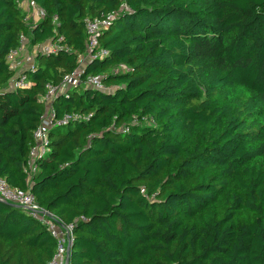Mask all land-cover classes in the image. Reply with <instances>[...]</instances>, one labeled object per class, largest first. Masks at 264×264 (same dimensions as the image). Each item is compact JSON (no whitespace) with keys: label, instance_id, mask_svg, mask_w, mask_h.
<instances>
[{"label":"trees","instance_id":"16d2710c","mask_svg":"<svg viewBox=\"0 0 264 264\" xmlns=\"http://www.w3.org/2000/svg\"><path fill=\"white\" fill-rule=\"evenodd\" d=\"M0 0V179L73 226L68 264H264V0ZM118 14L86 75L111 92L58 93L46 154L33 132L87 51L85 21ZM60 43L8 90L7 57ZM124 66L129 72L114 75ZM57 241L0 201V264H48Z\"/></svg>","mask_w":264,"mask_h":264},{"label":"built area","instance_id":"2783aa9c","mask_svg":"<svg viewBox=\"0 0 264 264\" xmlns=\"http://www.w3.org/2000/svg\"><path fill=\"white\" fill-rule=\"evenodd\" d=\"M24 1L29 0H23L20 2L21 8H23L21 4H23ZM38 12L41 16L40 19L42 20L44 18V12L40 9ZM117 16L118 14L112 13L106 16H101L100 18L86 20L85 27L87 34V51L84 55L79 57L78 68L71 74L65 75L59 86H47L45 95L43 96V102L46 106V110L43 116L40 118L39 126L33 132V145L31 147L28 159L29 171H36V160L46 154L50 130L56 126L65 125L70 120L68 117H66L62 121L55 122V112L52 108V104L58 93L66 92L67 90L78 87H86L100 92L112 91L111 88H107L105 86L104 80L101 76L86 75L85 70L90 62L103 61L108 57V52L101 47L99 39L100 35L104 31H107L116 21ZM28 20L29 18L26 16L25 21L27 23ZM61 41L62 39L60 38L58 42L50 41L43 44V46H35L37 47L35 49L40 47L36 57L38 54H58L62 49L60 45ZM28 46L29 40L27 37L22 36L20 48L16 51H12L7 57V63L10 69L16 73L8 87V90L11 92L31 87L26 75V71L33 72L35 70V60L31 61L26 59L24 61L26 65L23 66L22 70H20L21 62L19 64L17 61L18 58L22 56L24 52H26ZM18 69L20 71H18ZM127 72H129V70L124 66H120L112 70V74L114 75ZM0 201L21 207L31 217L47 227L51 236L57 241L56 253L52 260L48 262V264L67 263V251L73 243V226H62L53 214L45 211L39 206V204L29 192L11 189L3 179H0Z\"/></svg>","mask_w":264,"mask_h":264},{"label":"rangeland","instance_id":"374dc122","mask_svg":"<svg viewBox=\"0 0 264 264\" xmlns=\"http://www.w3.org/2000/svg\"><path fill=\"white\" fill-rule=\"evenodd\" d=\"M21 5L23 6V8H22L23 12L29 18L28 25L30 27L36 26L41 20L40 19L41 18L40 13L38 12L39 9L35 5H33V3L29 2V1H24L23 4H21ZM41 46H43V45H41ZM35 48H37V47H34L33 45L30 44L27 47L26 52H24L23 55L18 58V60H17L18 63L20 64V62H21V69L19 68L20 70H22L23 66L26 65V63H24V61L26 59H29L31 61L35 60L36 54H37V52H39L38 50L40 49V47L38 49H35ZM19 69H18V71H20Z\"/></svg>","mask_w":264,"mask_h":264},{"label":"water","instance_id":"95a60500","mask_svg":"<svg viewBox=\"0 0 264 264\" xmlns=\"http://www.w3.org/2000/svg\"><path fill=\"white\" fill-rule=\"evenodd\" d=\"M69 258H70V249H68V251H67V263L66 264L69 263Z\"/></svg>","mask_w":264,"mask_h":264}]
</instances>
